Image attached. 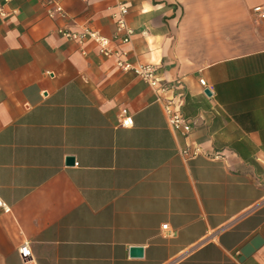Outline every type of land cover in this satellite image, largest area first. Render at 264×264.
<instances>
[{
    "label": "crops",
    "instance_id": "0c3cea01",
    "mask_svg": "<svg viewBox=\"0 0 264 264\" xmlns=\"http://www.w3.org/2000/svg\"><path fill=\"white\" fill-rule=\"evenodd\" d=\"M57 1L66 16L0 0V264H264V0H124L115 43L181 81L184 136L142 79L56 31L110 36L112 0Z\"/></svg>",
    "mask_w": 264,
    "mask_h": 264
},
{
    "label": "built area",
    "instance_id": "2783aa9c",
    "mask_svg": "<svg viewBox=\"0 0 264 264\" xmlns=\"http://www.w3.org/2000/svg\"><path fill=\"white\" fill-rule=\"evenodd\" d=\"M5 1V0H3ZM110 16L113 20V30L110 36L102 34L98 29L87 25L81 26L78 30H71L64 27H56V31L67 38L74 40L81 45L86 40L92 41L96 45L99 54L113 59L114 64L123 71H130L135 76L142 79L156 93V99L160 102L162 113L168 126L181 135H186L190 128V120L181 111V100L183 95L182 84L178 78H160L156 72V66L152 62L130 61L126 58V50L119 47L116 43H124L129 40L132 29L125 21L126 4L124 0H112ZM252 10L259 16H264V7L260 4L252 6ZM44 14L46 16L57 15L66 16V11L57 0H45ZM15 8L5 10L0 4V16L14 14ZM116 42V43H115ZM82 52L83 49H80ZM50 73V72H49ZM198 83L205 85L202 77H198ZM131 116L124 108H119L117 123L122 126L131 124ZM198 145H185L179 152L185 157H190L199 152ZM0 209L8 211L9 206L0 198ZM161 227H166L162 223ZM21 257H28L30 254L27 242H22L17 248Z\"/></svg>",
    "mask_w": 264,
    "mask_h": 264
},
{
    "label": "water",
    "instance_id": "95a60500",
    "mask_svg": "<svg viewBox=\"0 0 264 264\" xmlns=\"http://www.w3.org/2000/svg\"><path fill=\"white\" fill-rule=\"evenodd\" d=\"M204 92L208 93L206 89H204ZM66 163H71L73 161V157L71 155H67L64 158ZM130 254H139L140 253V246H130L129 247Z\"/></svg>",
    "mask_w": 264,
    "mask_h": 264
}]
</instances>
